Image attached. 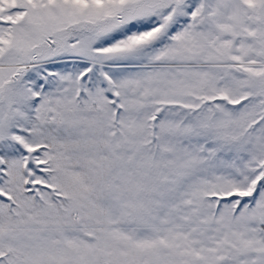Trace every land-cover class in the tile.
Listing matches in <instances>:
<instances>
[{
    "label": "snow or ice",
    "instance_id": "1",
    "mask_svg": "<svg viewBox=\"0 0 264 264\" xmlns=\"http://www.w3.org/2000/svg\"><path fill=\"white\" fill-rule=\"evenodd\" d=\"M0 264H264V0H0Z\"/></svg>",
    "mask_w": 264,
    "mask_h": 264
}]
</instances>
